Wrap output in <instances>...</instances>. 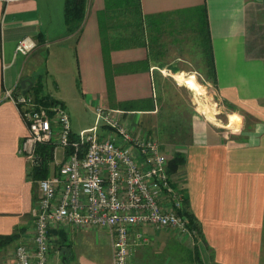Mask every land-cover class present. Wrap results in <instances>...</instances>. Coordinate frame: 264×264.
Here are the masks:
<instances>
[{
	"label": "crops",
	"instance_id": "crops-1",
	"mask_svg": "<svg viewBox=\"0 0 264 264\" xmlns=\"http://www.w3.org/2000/svg\"><path fill=\"white\" fill-rule=\"evenodd\" d=\"M140 1L143 14L153 18L178 16L185 9L207 6L215 86L224 101L242 116L240 132L234 136L212 127L192 110L190 134L175 141L176 150L186 154V162L173 174L175 184L185 180L190 209L201 230L196 242L194 237L199 232L183 236L192 239L195 261L200 254L204 264H264V0ZM64 2L0 0V264H15L16 245L24 239L31 240L33 209L41 195L39 179L29 176L34 161L22 149L28 128L20 108L8 94V91L12 96L26 93L35 97L37 91L41 94L42 74L34 63L28 64L37 49L46 47L53 56L69 57L66 68L75 98L96 110L95 120L79 125L78 130L71 122L73 136L96 124L99 105L112 110V115L134 136L153 133L142 131L133 115H153V124L158 122V79L166 80L168 73L159 65L167 60L154 59L148 45L112 49L109 64L114 83L110 87L98 18L105 0H87L82 28L75 33L67 30ZM25 37L31 38L36 46L22 53L16 47ZM170 63L175 67L178 64ZM24 78L32 82L26 91L20 87ZM55 78L59 86V76ZM47 96L63 104L70 115L68 96ZM135 101L147 104L125 105ZM99 125L107 129L101 135L114 134L104 118ZM114 136L119 143L131 144L121 136ZM65 156L63 148L61 160L57 155L53 157L48 176L57 172L58 162ZM84 228L92 227L52 224L48 264H80L76 256L81 250L74 247V241L82 239L79 230ZM159 229L178 236L170 228ZM9 234L15 236H2ZM146 242L130 245L129 264L135 261L133 251H139Z\"/></svg>",
	"mask_w": 264,
	"mask_h": 264
},
{
	"label": "built area",
	"instance_id": "built-area-1",
	"mask_svg": "<svg viewBox=\"0 0 264 264\" xmlns=\"http://www.w3.org/2000/svg\"><path fill=\"white\" fill-rule=\"evenodd\" d=\"M35 46L31 38L25 37L16 49L27 53ZM8 94L26 122L28 134L22 149L31 160L35 161L38 142L71 148L58 162L55 174L39 179L41 195L33 209L31 240L16 245L15 264H48L50 227L54 223L107 228L114 264H129L130 245L149 240L141 226L170 228L182 235L197 233L180 211L184 191L176 186L168 171L169 156L153 136L132 135L112 110L100 105L96 124L73 136L70 115L60 102L45 107L31 94ZM102 118L114 134H99ZM114 135L131 144L117 142Z\"/></svg>",
	"mask_w": 264,
	"mask_h": 264
},
{
	"label": "rangeland",
	"instance_id": "rangeland-1",
	"mask_svg": "<svg viewBox=\"0 0 264 264\" xmlns=\"http://www.w3.org/2000/svg\"><path fill=\"white\" fill-rule=\"evenodd\" d=\"M192 12L193 9L189 8L177 14L178 16L172 15L170 17L168 14L167 16L162 15L154 18L155 22H160L165 28L160 39L165 42L167 53L163 58H165L167 62L165 63L166 66L164 63H161V66L158 65L165 72H168L166 75L167 78L165 77L166 80L161 81V79H158L159 84H157L156 93L159 105L158 122L157 124H153L151 121L153 115H133V119L135 118L138 127L142 131L150 130L153 133L152 136L159 140L160 149L167 156L173 155L176 152L175 141H178L177 139H182L186 133L190 134L189 123L192 110H196L199 116L205 119L212 127L227 132L230 135L235 136L239 133V127L242 125V116L240 112L235 111L236 109H232L231 106L224 101L215 86L216 84L208 78L201 47L196 43L195 38H193L194 35L189 32L183 33L182 31H173L174 28L182 24L186 25L185 20ZM107 28L108 25L105 24V31L103 34H106V36L114 34L113 37L118 39L120 37L119 35L123 34L122 30L112 31ZM49 52V49L46 47L37 49L29 59L28 64L34 63L36 69L42 74L44 87L40 92L41 95L45 93L53 97H61L60 95L69 97L67 108L70 111L72 125L78 130L79 125H84L95 120L96 110L94 111L92 105L83 103L75 98L76 94H73L70 86L72 78L68 75L66 68V63L70 61L69 57H66L64 54L61 56H53ZM170 61H177L178 64L175 67ZM107 67V76H112L114 73L111 68L112 65L107 64ZM178 71L189 75L194 74L198 81L205 86L204 94H199L197 96L194 90L184 83L177 81L173 73ZM55 76H59V86H57L58 84L56 83ZM107 82L110 85V79H107ZM111 82L112 84L110 87L113 86V78ZM196 96L213 110L214 118H209L207 114L203 112L198 104ZM138 101L128 102L125 105L145 106L147 104V102L138 103ZM106 130L107 129L103 125H99V134ZM62 150L63 146L58 144L56 147L58 160L62 159ZM185 184V180H179L176 186L182 188V190L186 192ZM187 197L189 200L188 195ZM189 225L191 226V224ZM142 229L144 233L147 231V235L149 233L148 236L150 240L148 242L144 241L146 243L141 244L142 246L144 245L143 250L141 249L142 246L138 245L141 246L139 248L141 253L139 251H133L132 257L133 260H135L134 264H199L203 262V258L200 254V259L195 261L192 239L188 236L184 237L179 234L177 236L173 231H171L172 233L170 231V233H168L164 229H155L147 225L143 226ZM79 231L83 234L82 239L79 241L75 240L74 247L81 250L79 251V255L76 256L80 264H113L111 254L112 246L108 229L104 227H92L80 229ZM165 237L169 239L166 240L164 239ZM194 238L196 242L200 238V232L199 235Z\"/></svg>",
	"mask_w": 264,
	"mask_h": 264
},
{
	"label": "trees",
	"instance_id": "trees-1",
	"mask_svg": "<svg viewBox=\"0 0 264 264\" xmlns=\"http://www.w3.org/2000/svg\"><path fill=\"white\" fill-rule=\"evenodd\" d=\"M86 6L87 0H65L64 18L69 33H75L81 30V25L86 15ZM191 9H193V12L185 20L186 25L182 24L174 28L173 31H182L183 33L189 32L194 35L193 38H195L196 43L201 47L208 78L216 84V67L211 31L208 26L207 6L203 4ZM98 18L106 65L110 63V52L112 49L124 48L130 45H148L151 49L150 54L157 60H161L163 56L166 55L167 52L165 42L160 39V36L163 34L165 28L162 24H160V22H155L152 16L143 14L140 0H105V6L99 11ZM105 24L108 25L107 29L112 31L122 30L123 34H120L118 39L113 37L114 34L108 36H106V34L104 35L103 32L105 31ZM108 77L111 85V75ZM35 98L38 102H42L47 105L56 101L47 95L39 94L38 91ZM55 148L56 144L50 141L38 142L36 144L35 161L29 171L30 177L36 180L49 175L50 161L54 157ZM70 150V147L66 148L67 152ZM185 161V153L181 150H176L173 155L169 156V173L172 175L176 173ZM184 194L183 209L180 211L187 215L189 224H191V227L196 228L198 233L201 231L199 221L189 208V200L185 191ZM2 236L13 238L15 234ZM199 264L204 263L200 262Z\"/></svg>",
	"mask_w": 264,
	"mask_h": 264
},
{
	"label": "bare ground",
	"instance_id": "bare-ground-1",
	"mask_svg": "<svg viewBox=\"0 0 264 264\" xmlns=\"http://www.w3.org/2000/svg\"><path fill=\"white\" fill-rule=\"evenodd\" d=\"M173 75L177 81H179L180 83H184L189 88L194 90L197 96L199 94H204L205 86L198 81L197 77L194 74L189 75V74H185L184 72L178 71V72L173 73ZM197 96H196V98H197L198 104H199L200 108L203 110V112H205L209 118H214L215 116H214L213 110H211Z\"/></svg>",
	"mask_w": 264,
	"mask_h": 264
},
{
	"label": "water",
	"instance_id": "water-1",
	"mask_svg": "<svg viewBox=\"0 0 264 264\" xmlns=\"http://www.w3.org/2000/svg\"><path fill=\"white\" fill-rule=\"evenodd\" d=\"M27 83H29V84H27ZM31 83L32 82L29 78H24L20 82V87L24 88V91H26L27 89L30 88Z\"/></svg>",
	"mask_w": 264,
	"mask_h": 264
}]
</instances>
